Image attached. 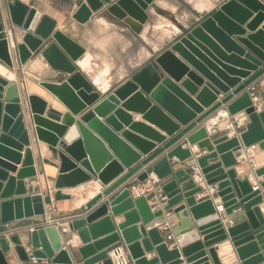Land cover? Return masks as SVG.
Instances as JSON below:
<instances>
[{"label":"water","instance_id":"water-1","mask_svg":"<svg viewBox=\"0 0 264 264\" xmlns=\"http://www.w3.org/2000/svg\"><path fill=\"white\" fill-rule=\"evenodd\" d=\"M114 1L145 24L149 17L144 11L155 0H84L74 19L86 24ZM263 22V0H229L154 64L105 95L81 72V46L54 32L50 20L34 8L19 0H2L0 228L46 216L43 197L29 195L24 182L36 176L28 149L31 135L55 150L56 189L95 184L90 186L91 199L68 227H38L27 235L25 245L18 235L0 238V264H114L117 250L129 255L130 264H223L220 248L214 247L227 241L239 264H263L264 167L255 172L262 180L254 191L247 177L238 176L235 156L242 147L259 145L264 150V110L251 97L256 90L251 85L264 77V28L259 29ZM21 33L22 43H17ZM206 34L234 55L226 57ZM206 48L243 70L220 65ZM36 54L63 78L61 84H41L66 108L57 122L43 118L40 98L23 97L11 71L12 55L25 65ZM224 106L231 115L243 112L248 117L240 139H214L201 127ZM128 112L141 114L165 136L133 123ZM196 151L205 154L196 158ZM174 158L180 164L171 163ZM153 174L155 187L167 199L155 210L147 196L134 198L130 191L136 182L151 181ZM199 195L208 198L198 203ZM212 197L221 200L223 213ZM119 217L122 222H117ZM173 219V228L158 230ZM171 241L178 243L172 250ZM182 256L184 261L179 260Z\"/></svg>","mask_w":264,"mask_h":264},{"label":"crops","instance_id":"crops-1","mask_svg":"<svg viewBox=\"0 0 264 264\" xmlns=\"http://www.w3.org/2000/svg\"><path fill=\"white\" fill-rule=\"evenodd\" d=\"M4 1L11 4L16 0ZM19 1L47 17L50 20V24L54 25V32H61L84 49V55L78 59V62H82L81 64L84 67L81 72L89 80L93 81L96 90L103 91V94L109 95L128 82L141 70L154 64L155 60L169 50L181 37L197 27L202 21L209 18L212 13L219 10L220 6L229 0H155L144 11V14L149 17L145 24H141L129 14L125 13L117 5L118 1L105 5L86 24H80L74 19L75 13L82 6L84 0ZM261 28H264V22L259 27V29ZM206 35L220 48L226 57L234 55V53H228L210 35ZM17 43H22V33ZM11 48L10 52L12 54ZM206 50L220 65L238 71L243 70L239 67H234L232 63L225 59L215 56L207 48ZM176 58L182 60L179 54H176ZM12 59L14 69L11 71L14 74L15 82L19 85L23 97L36 96L40 98L45 105L43 118L54 122L59 121L61 116L66 112V108L57 98L48 94L41 87V84H61L63 82L62 76L52 70L42 56L38 54L34 55L25 65L19 63L17 55H12ZM251 86H254L256 89L252 96L256 107L264 110V77ZM226 109V106H224L220 110ZM127 114L133 118V123H142L153 128L162 136H165L163 132L143 120L141 114L133 112H128ZM238 115H244V113L242 112ZM245 129L246 126L240 130V133L244 132ZM224 136H226V133H219L213 138L217 139ZM30 142L31 145L28 149L32 151L36 176L25 179L24 182L29 195H41L43 197L46 216L22 220L12 223L7 227L0 228V231L11 228L23 230L18 236H20L24 245L29 241V236L27 235H30L31 229L46 226L49 221L55 224L58 222V225H55L58 229L68 227V222L71 219L79 217L82 213V208L91 199L90 186L91 184H95L93 181L75 188L56 189L55 183L59 175V162L55 150L47 144L38 141L32 135L30 136ZM188 146L184 145V148H189ZM256 147L257 161L259 164L258 169H260L264 167V150L259 145H256ZM21 154L23 161L25 156L24 151ZM195 154H200L196 156H203L205 152L198 153L196 151ZM235 156L237 157V153H235ZM171 163L180 164L176 158ZM16 168L19 171L22 165H18ZM178 168L182 169L183 167L178 166ZM250 172L251 168L248 163H243L237 168L238 176L241 179L248 177ZM12 176H16V174ZM150 180H155L154 174L150 177ZM261 180L258 179L259 182ZM135 182L133 181V183ZM135 184L139 185L140 183L136 182ZM153 191L155 195L150 191L145 196L148 197L150 206L155 210V208H160L161 204L164 205L167 199L160 192L159 188L154 187ZM212 194H214L213 191L209 196H212ZM207 198V195H199L196 197L198 203ZM212 198L214 205L217 207L222 204L219 198ZM261 207L264 208V205ZM262 214L264 215V213ZM190 218L193 220L194 216L190 215ZM116 220L117 222H122L123 217H119ZM167 225H173L174 227L176 220L173 219ZM158 230H163V228L161 229L159 227ZM169 235L170 233H167L165 236ZM74 238L76 239V248H80L82 246L80 240L76 236ZM203 240L204 237L201 236L200 241L203 242ZM10 245L12 248V244ZM177 246V242H170V250ZM214 248H220L218 256L223 264L240 263L229 241L217 245ZM147 258L151 260L153 255ZM179 260L184 261L185 259L182 256ZM34 262L38 264L42 263V261Z\"/></svg>","mask_w":264,"mask_h":264},{"label":"built area","instance_id":"built-area-1","mask_svg":"<svg viewBox=\"0 0 264 264\" xmlns=\"http://www.w3.org/2000/svg\"><path fill=\"white\" fill-rule=\"evenodd\" d=\"M252 96L253 93L251 94V97ZM247 123H248V117L245 114L231 115L229 111L226 109V110L217 111L213 116L208 118L202 124L201 127L205 129L209 137H215L219 133H226V136H228L229 139H233V138L240 139V135H241L240 130H242L247 125ZM198 157L199 156H197L196 158ZM236 158L240 165L243 163L249 164L251 168V172L247 178L249 179V182L252 183L253 190L254 191L259 190L260 182L258 181V178L255 175V172L259 168V164L257 161V147L256 146H252L249 148L242 147L237 152ZM193 169L196 171V174H199V170L197 168H193ZM195 179L198 184L203 183V179L199 175H196ZM157 183L158 181L151 180L145 183H140L139 185L136 184L132 185V187L130 188L132 197L138 198L141 196H145L146 193L154 189ZM161 206L163 205L161 204ZM152 209L154 210V208ZM218 211L220 213H223L224 209L221 206H218ZM262 213H264V209H262ZM55 225H58V222L55 224L54 222L49 221V223L46 226H55ZM169 227L173 228V225L171 226L166 225V227H164L163 230H167ZM35 229L36 228L31 229L30 232H33ZM22 232L23 230H20L19 228H11L9 230L0 231V238L9 239L11 236L18 235ZM112 258L114 260V264H130L129 255L122 250L115 251L112 254Z\"/></svg>","mask_w":264,"mask_h":264},{"label":"bare ground","instance_id":"bare-ground-1","mask_svg":"<svg viewBox=\"0 0 264 264\" xmlns=\"http://www.w3.org/2000/svg\"><path fill=\"white\" fill-rule=\"evenodd\" d=\"M1 72H4L2 69L0 70ZM11 77V76H10Z\"/></svg>","mask_w":264,"mask_h":264}]
</instances>
